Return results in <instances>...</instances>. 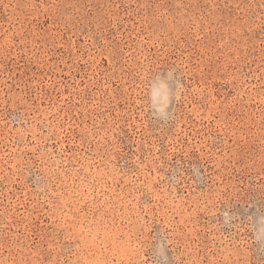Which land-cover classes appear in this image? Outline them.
I'll return each instance as SVG.
<instances>
[{"label":"rangeland","instance_id":"1","mask_svg":"<svg viewBox=\"0 0 264 264\" xmlns=\"http://www.w3.org/2000/svg\"><path fill=\"white\" fill-rule=\"evenodd\" d=\"M0 264H264V0H0Z\"/></svg>","mask_w":264,"mask_h":264}]
</instances>
